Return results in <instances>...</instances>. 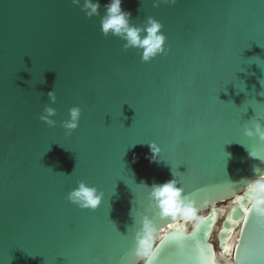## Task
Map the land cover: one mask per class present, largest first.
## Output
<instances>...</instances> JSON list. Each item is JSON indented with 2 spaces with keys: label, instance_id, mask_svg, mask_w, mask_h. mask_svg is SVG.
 I'll return each mask as SVG.
<instances>
[{
  "label": "water",
  "instance_id": "1",
  "mask_svg": "<svg viewBox=\"0 0 264 264\" xmlns=\"http://www.w3.org/2000/svg\"><path fill=\"white\" fill-rule=\"evenodd\" d=\"M106 3L88 17L83 0H0V264H141L146 214L156 264H264V218L248 199L264 141L244 131L264 123V0H123L133 24L163 26L165 52L148 61L103 34ZM46 105L54 126L39 118ZM173 178L198 228L150 206V186ZM80 180L104 193L96 209L67 199ZM221 215L219 251L237 224L223 256Z\"/></svg>",
  "mask_w": 264,
  "mask_h": 264
},
{
  "label": "clouds",
  "instance_id": "2",
  "mask_svg": "<svg viewBox=\"0 0 264 264\" xmlns=\"http://www.w3.org/2000/svg\"><path fill=\"white\" fill-rule=\"evenodd\" d=\"M73 4L80 5L81 0H72ZM161 0H153V6H158ZM164 3L174 4L176 0H162ZM123 0H108L104 5V15L101 18V31L105 36L109 34L120 37L125 41V49L134 47L142 49L141 59L148 61L159 53L165 52L166 37L161 31L162 24L154 17H147L145 23L137 25L131 22V12L122 8ZM100 0H83L82 10L88 17L99 15ZM48 96L52 103L56 101L55 91H49ZM56 109L46 105L40 115V120L49 126H54L56 121L52 117ZM70 118L62 122V126L70 135L71 131L78 127L81 109L73 106L69 109ZM245 135L249 137L258 136L264 141V123L252 120L250 126H246ZM151 155L148 159L155 162L161 152L160 146L153 142L149 143ZM78 186L73 188L67 195L70 202L77 204L80 208L96 209L101 203L103 192L98 191L95 186L89 185L83 180L77 182ZM179 180L173 178L163 183H153L148 192L150 206L159 212L161 217L176 218L179 216L184 222H190L198 228L203 216H198V210L188 193L180 187ZM249 187L252 189L248 199L251 210L258 216L264 218V173L254 179ZM181 225H175L180 227ZM156 227L149 215L140 219V227L135 235V254L139 257L141 264H156L157 251L153 244ZM227 251V248L225 249Z\"/></svg>",
  "mask_w": 264,
  "mask_h": 264
},
{
  "label": "bare ground",
  "instance_id": "3",
  "mask_svg": "<svg viewBox=\"0 0 264 264\" xmlns=\"http://www.w3.org/2000/svg\"><path fill=\"white\" fill-rule=\"evenodd\" d=\"M235 225H237V224H232V227H231L229 233L227 234V239L224 242L223 251L220 250L218 252L219 254H221V256H223V254L230 253L232 250V246L234 243L233 236L235 235V229H234ZM226 248H227V251H225Z\"/></svg>",
  "mask_w": 264,
  "mask_h": 264
},
{
  "label": "rangeland",
  "instance_id": "4",
  "mask_svg": "<svg viewBox=\"0 0 264 264\" xmlns=\"http://www.w3.org/2000/svg\"><path fill=\"white\" fill-rule=\"evenodd\" d=\"M225 205H227V202L217 204V207L225 206ZM222 217H223V215H221V217L219 218V220L217 222V225H216V228H215V231L213 232V235H212V240H213L214 243H217V232H218V228L220 226V222L222 220ZM217 252H219L218 248H217Z\"/></svg>",
  "mask_w": 264,
  "mask_h": 264
},
{
  "label": "flooded vegetation",
  "instance_id": "5",
  "mask_svg": "<svg viewBox=\"0 0 264 264\" xmlns=\"http://www.w3.org/2000/svg\"><path fill=\"white\" fill-rule=\"evenodd\" d=\"M212 242H213V240H212ZM213 244H214V246H215V249L217 250V243H214V242H213Z\"/></svg>",
  "mask_w": 264,
  "mask_h": 264
},
{
  "label": "snow or ice",
  "instance_id": "6",
  "mask_svg": "<svg viewBox=\"0 0 264 264\" xmlns=\"http://www.w3.org/2000/svg\"><path fill=\"white\" fill-rule=\"evenodd\" d=\"M202 251H204V249H202Z\"/></svg>",
  "mask_w": 264,
  "mask_h": 264
}]
</instances>
